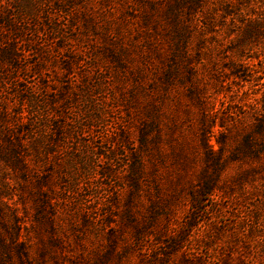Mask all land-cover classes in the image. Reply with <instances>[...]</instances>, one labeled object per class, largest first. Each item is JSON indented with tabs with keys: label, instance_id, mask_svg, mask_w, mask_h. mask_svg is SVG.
Masks as SVG:
<instances>
[{
	"label": "rangeland",
	"instance_id": "obj_1",
	"mask_svg": "<svg viewBox=\"0 0 264 264\" xmlns=\"http://www.w3.org/2000/svg\"><path fill=\"white\" fill-rule=\"evenodd\" d=\"M149 1L74 0L75 16L64 19L63 33H38L33 47H45L40 60L25 57L23 45L13 44L19 49L17 67L5 63L1 53L12 35L3 32L0 18V264H151L153 258L161 264H264V0H152L158 11ZM89 8L97 12L94 27L84 22ZM108 8L110 34L102 17ZM131 9L136 15L124 14ZM142 15L152 24L143 23ZM173 20L184 29L179 32ZM120 36L129 49L118 67L101 53ZM93 56L114 79L107 91V130L123 129L129 147L137 144L145 110L164 101L160 77L174 60L178 74L160 127L161 149L177 151L178 159L168 154L158 162L150 148L145 160L158 168L147 170L139 199L117 174L99 180L103 192L97 197L90 191L95 183L86 191L92 220L69 218L64 211L50 217L45 208L47 220L40 223L33 200L38 189L12 164L11 140L20 138L12 78L19 74L18 82L21 77L33 82L42 99L62 103L73 92L71 82L87 74ZM21 66L27 69L19 73ZM132 70L148 74L134 93ZM54 162L47 153L38 168L48 178L51 199L59 197ZM203 182L215 190L211 197L196 193ZM152 200L171 209L168 216L155 217L152 237H143L138 247L134 228ZM194 214L196 223L182 227L184 217Z\"/></svg>",
	"mask_w": 264,
	"mask_h": 264
},
{
	"label": "trees",
	"instance_id": "obj_2",
	"mask_svg": "<svg viewBox=\"0 0 264 264\" xmlns=\"http://www.w3.org/2000/svg\"><path fill=\"white\" fill-rule=\"evenodd\" d=\"M73 1L58 0L51 4L50 0H0L1 27L4 33L10 31L12 35L8 47L4 48L5 45L1 50L5 63L17 67L19 57L17 51L19 49L14 45L18 43L23 45L22 52L25 57L36 56L40 60L43 56L39 50L45 49V47H42V44L40 47L36 46L38 49L33 47L37 45L35 39H37L38 33L43 32L45 37L58 36L63 33L64 19L75 16L74 10L71 8ZM133 1L144 3L142 0ZM149 2L148 7L152 11H158L153 1ZM136 13L133 9L124 12L128 17H133ZM85 14L87 15L84 22L92 23V27H94L97 12L89 8L85 10ZM111 15L110 8L102 15L103 28L109 29V34L113 23V20L110 19ZM60 16L62 22L58 24ZM147 16L142 15L141 21L150 25L152 22ZM173 22L179 32L184 29L179 20H173ZM123 24L124 21H121V25ZM115 42L114 46L102 50L101 55L121 67L125 63V59H128L126 54L129 48L123 44L121 36L115 38ZM133 44L137 46L136 42ZM31 65L35 66L36 63ZM26 69L21 66L19 73ZM92 70H95L93 75H91ZM85 71L86 75H81L71 82L73 92H70L62 103L57 100L42 99L41 92L33 82H27L22 77L20 78L21 82H18L19 74L12 78L13 99L17 104L15 135L20 137L19 139L14 137L11 140L14 143V148L11 150L12 164L24 181L34 183L38 189L33 200L36 201V216L40 223L47 220V216L44 214L45 208L51 210L50 217H56V213L61 216L64 211L69 218L80 216L83 222L84 219L92 220V210H89V204L85 198L86 191L91 183H95L94 187H90V191L97 197L99 193L103 192L98 187L99 180L112 179L117 174L123 175L128 186L133 190L135 198L139 199L145 193L143 178L147 170L152 172L158 168L155 161L151 162L153 164H147L145 160L150 148L154 149L158 162H162L168 154L172 161L176 162L178 159L177 151L172 150L165 153L161 149L160 127V117L164 113L163 106L168 102L175 74H178L174 60H169L166 70L160 77L164 89V101L150 104V107L145 110L147 120L141 122L138 128L137 144H130L132 145L130 147L126 142L127 138L123 134V129L118 132L107 130L110 127L107 126L108 120L105 115L107 114V100H111L107 91L111 90L110 82H113L114 79L111 74L106 76V73L101 70L96 56L89 59V65ZM131 75L135 82L131 93H134L142 87L138 80L141 79V76L148 74L132 70ZM89 77L91 78L89 79ZM1 83L3 82L0 81V85H2ZM100 133L104 136H101ZM115 135H118L122 140L120 143L114 141ZM51 149L52 152H50ZM119 151L120 153H118ZM47 153L52 155L54 161H57L53 165H57L55 178L58 182L59 197L53 199L46 196L48 178L38 172ZM123 157L126 158L125 161H122ZM120 162L122 163L119 164ZM148 166H150L149 169ZM154 189L157 194L160 193L158 186ZM196 193L211 197L215 190L209 183L203 182ZM170 209L171 206L167 202L151 201L149 213L140 220L141 225L134 228L135 244L138 247L141 246L143 237H152V225L155 224V217L168 216ZM125 218L131 220L128 213H125ZM143 219L147 221L144 222ZM184 220L182 227L192 221L196 223L195 214L184 217ZM193 226L194 224H191L190 228ZM170 230L171 228L167 227L165 232L171 234ZM139 251L141 252L140 249ZM159 260L153 258L151 264H161V262L158 263Z\"/></svg>",
	"mask_w": 264,
	"mask_h": 264
}]
</instances>
